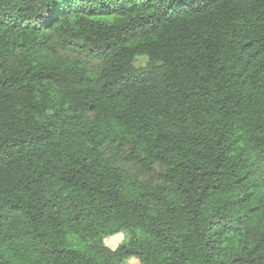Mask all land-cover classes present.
Returning <instances> with one entry per match:
<instances>
[{
    "label": "trees",
    "instance_id": "16d2710c",
    "mask_svg": "<svg viewBox=\"0 0 264 264\" xmlns=\"http://www.w3.org/2000/svg\"><path fill=\"white\" fill-rule=\"evenodd\" d=\"M132 260L264 264V0H0V264Z\"/></svg>",
    "mask_w": 264,
    "mask_h": 264
},
{
    "label": "rangeland",
    "instance_id": "374dc122",
    "mask_svg": "<svg viewBox=\"0 0 264 264\" xmlns=\"http://www.w3.org/2000/svg\"><path fill=\"white\" fill-rule=\"evenodd\" d=\"M146 58H139L136 62V67L137 68H142L146 64ZM126 156V155H125ZM124 156V157H125ZM128 236L125 234L118 235L112 239H109L106 241V245L109 246L112 249H116L121 243L125 242L127 240ZM127 264H139L137 260H132L128 262Z\"/></svg>",
    "mask_w": 264,
    "mask_h": 264
}]
</instances>
